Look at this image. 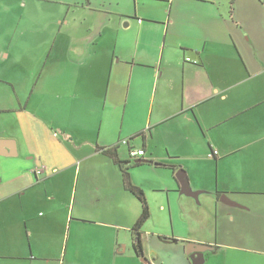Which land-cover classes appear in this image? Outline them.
<instances>
[{
    "label": "crops",
    "instance_id": "obj_1",
    "mask_svg": "<svg viewBox=\"0 0 264 264\" xmlns=\"http://www.w3.org/2000/svg\"><path fill=\"white\" fill-rule=\"evenodd\" d=\"M3 1L0 264H264V0Z\"/></svg>",
    "mask_w": 264,
    "mask_h": 264
},
{
    "label": "trees",
    "instance_id": "obj_2",
    "mask_svg": "<svg viewBox=\"0 0 264 264\" xmlns=\"http://www.w3.org/2000/svg\"><path fill=\"white\" fill-rule=\"evenodd\" d=\"M103 153L106 155H109L113 161L120 166V169L123 174V179H124V187L126 190L130 191L134 195L138 197V199L141 201L142 204V214L139 215L138 219L133 225L132 229V234H133V240H134V249L137 255L142 258L144 257V249H143V239H142V229L149 218L151 214L150 206L147 201V196L144 190L135 184V182L132 179L131 173L129 171V168L132 165H139L143 163H156L157 165H165L163 163H157L154 160L151 159H141L140 161H132V160H123L119 157L118 155V149L117 147H108V148H103L102 149ZM175 168V167H174ZM145 264H152L149 261Z\"/></svg>",
    "mask_w": 264,
    "mask_h": 264
},
{
    "label": "rangeland",
    "instance_id": "obj_3",
    "mask_svg": "<svg viewBox=\"0 0 264 264\" xmlns=\"http://www.w3.org/2000/svg\"><path fill=\"white\" fill-rule=\"evenodd\" d=\"M2 5H4L5 7H8V9L14 7L12 4H9L7 2V0H4ZM38 18L41 19L40 17H38ZM0 19H1L0 23H5L6 24V28H7L3 33H0V41L4 42V44H9V41L12 39V35L14 34V31L12 29H13V26L15 25V18L12 15L4 14V15H0ZM18 20H19V18L16 19L17 23H18ZM7 25L9 27H7ZM31 36L32 35H30V36L27 35L25 38H22L21 41H19V46L18 47H13V49H12V50H14V52L17 51V50L19 51V56L18 57L22 61H23V56H25V54H27V53L29 54V52L34 53V56L38 57V53H40L42 51L41 49H38L37 45H36V48H33V46H32L33 38H31ZM2 74H3V72H1V70H0V87H1V90H5L7 92V90H9L7 85L13 86V83L10 82L9 80H7L4 77H1ZM17 81H19V80H17ZM21 118H22L21 116L18 117V119H20L19 121H21ZM158 217H159V215H158ZM155 220H157L156 216H154L152 221H155ZM162 221H166V217L165 216H163ZM151 223L154 224V222H151ZM166 228H169L168 221H167ZM171 231H172V229H171Z\"/></svg>",
    "mask_w": 264,
    "mask_h": 264
},
{
    "label": "water",
    "instance_id": "obj_4",
    "mask_svg": "<svg viewBox=\"0 0 264 264\" xmlns=\"http://www.w3.org/2000/svg\"><path fill=\"white\" fill-rule=\"evenodd\" d=\"M16 148H17V144H16V141L14 139L0 138V154L15 155L16 154ZM141 159L142 158H140L136 161H140ZM177 176L181 180L182 186L188 190L189 184L186 180L184 171H179L177 173ZM208 247H209L208 245H201L200 243H190L187 246L186 250H187V253L191 254L192 257H194L195 261L197 262L198 261L197 259L202 256V253ZM148 260L149 259H147V258H143L141 261L147 263Z\"/></svg>",
    "mask_w": 264,
    "mask_h": 264
},
{
    "label": "built area",
    "instance_id": "obj_5",
    "mask_svg": "<svg viewBox=\"0 0 264 264\" xmlns=\"http://www.w3.org/2000/svg\"><path fill=\"white\" fill-rule=\"evenodd\" d=\"M122 143H127L129 142V140H127V138H124L121 140ZM145 150L142 149V148H139V149H131L130 152H129V156H130V159L132 161H136L140 158H142L145 154ZM42 171L39 169L37 170V173L40 174Z\"/></svg>",
    "mask_w": 264,
    "mask_h": 264
}]
</instances>
